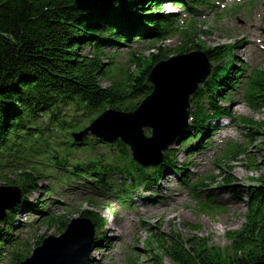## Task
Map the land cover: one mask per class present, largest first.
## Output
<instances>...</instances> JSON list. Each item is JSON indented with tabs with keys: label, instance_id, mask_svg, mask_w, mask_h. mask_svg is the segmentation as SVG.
<instances>
[{
	"label": "trees",
	"instance_id": "16d2710c",
	"mask_svg": "<svg viewBox=\"0 0 264 264\" xmlns=\"http://www.w3.org/2000/svg\"><path fill=\"white\" fill-rule=\"evenodd\" d=\"M173 1L186 7L193 5L194 0ZM159 2L120 0L107 8L84 13L75 8L74 0H0V159L29 139H34V143H44L46 130L42 119L48 117L50 124L65 126L66 120L58 119L65 117L61 111L68 105H74L77 111L84 110L87 117L106 108L133 110L138 104L133 105V100L144 98L152 90L146 83L148 71L165 59L166 54L159 48L157 54L151 53L149 57L137 56L133 62L136 67L134 75L129 74L125 83L116 82L103 88L101 80L108 77L109 72L102 61L101 47L113 39L112 34L117 37L115 41L141 37L154 42L164 37L170 32L174 20L165 15L152 16L153 8L159 9ZM180 40L176 55L204 51L209 62L214 64L210 79L193 97L194 122L187 133L197 132L203 129L205 111L213 108L204 98L213 99L228 86L232 64L221 63L219 67L215 64L218 60L232 59L233 46L205 51L195 30L183 33ZM85 47L90 48L91 55L81 54L80 50ZM248 100L253 106L264 107V70L257 73L252 81ZM243 126L251 143L259 138L262 140L260 145L264 147V131L260 132L264 124L247 119ZM116 147L118 157L128 159L127 149L120 142ZM240 150L248 161L245 167L258 170L248 150L244 147ZM35 152L38 154L40 150ZM262 161V173L251 178L253 186L248 187L244 194L247 197L245 221L239 230L225 233L229 243L226 249L209 248L207 239L187 238L180 231L169 234L151 232L152 238L145 242V254L153 253L149 262L162 264L164 258L173 264L264 262V154ZM52 166L62 167L54 161ZM89 168L76 167L75 170L87 173ZM15 176V180H7L6 184L17 186L23 195H27L35 189L42 173L32 168ZM224 182L230 184V178L225 177ZM25 205L19 202L10 210L3 225H8L13 215L25 209ZM79 215L97 223L94 213L82 211ZM50 221L60 226L59 231L66 227V222L60 219ZM0 237L6 238L7 233L0 231ZM13 256L14 264L25 258L22 253Z\"/></svg>",
	"mask_w": 264,
	"mask_h": 264
},
{
	"label": "rangeland",
	"instance_id": "374dc122",
	"mask_svg": "<svg viewBox=\"0 0 264 264\" xmlns=\"http://www.w3.org/2000/svg\"><path fill=\"white\" fill-rule=\"evenodd\" d=\"M163 14L170 12L168 5H163ZM219 11V10H217ZM183 14V13H181ZM215 11L204 10L199 20L201 21L198 31L205 32L202 41L205 47L213 48L220 45H235L239 39H243L244 45L239 46L234 51V55L238 61L248 65V72L252 68H258L259 70L264 69V53L258 51V45L253 42L251 36L246 35L247 29L245 26H239L237 17L235 16H223L221 18H214ZM201 23L204 25L201 27ZM253 35V33H251ZM254 39H258L257 36H253ZM132 45V48L136 50L137 55L144 57L149 56L150 53H157V50H151V46L147 41H139ZM179 44V40L176 37H167L155 44L156 47L162 48L167 51L166 55L174 54V51H169V48H175ZM155 47V48H156ZM83 55H90V49L85 47L80 50ZM106 52V50H105ZM111 56L113 51H108ZM119 52V51H118ZM124 50L120 53L117 58L118 61L126 60ZM107 61L106 58H104ZM135 66H132L129 71L131 75L135 74ZM247 72V73H248ZM111 76L112 80H116L114 77H120L115 73ZM112 81L104 79L101 82L102 87H108ZM135 104L138 100H133ZM234 103L230 105L239 104L236 106L235 111L241 116L253 118L254 121L260 124H264V108L260 107L254 111L250 109L245 103L242 102V96L240 93H236ZM226 105L225 103H223ZM233 110V108L230 107ZM62 113H65L67 120L77 121L78 128L84 127L87 123L95 116L91 114L88 117L80 118L85 115L86 112L77 111L72 105L63 108ZM45 124H47L45 122ZM50 125V124H49ZM212 127H215L212 124ZM264 131L261 129L260 132ZM48 139L50 148L54 147L56 143L62 140L67 131H60L57 126L54 127V131ZM144 135H149L148 129H143ZM217 134V135H216ZM214 140L216 141L223 132L216 133ZM232 139L230 142L244 144L248 143V140L244 137L245 129L243 127H232L231 128ZM54 136V137H53ZM251 143V141H250ZM215 142H213V145ZM227 144V142H226ZM262 140L256 138L253 144L248 145V151L254 164L259 168L258 170H249L245 166L248 164L246 158L240 156L237 159H233L231 153L226 152L224 155L211 156L213 149H206L202 153H193L192 158L187 156L185 151L181 149V143L174 144L170 153L175 154V159L179 164L189 162L188 171L192 174L191 179L201 180L204 182L205 192L200 191V199L202 203L208 201V197L213 200L214 210L210 212H203L198 204V200L194 199L190 192L184 189L178 183L177 176L171 175L165 178L160 183L159 187H154L153 192L155 197L152 201L138 199V196H143L144 191L142 188L137 189L133 192L137 200L133 205L143 206L142 210H137L135 213L131 211V207L122 206V204L114 197L104 198L102 202L97 199V196H91L87 193H75L69 194L62 192L58 197H49L50 189H55L57 181L54 180V175H50L45 179L41 180L40 186L36 192L29 195L28 200L34 204H40V201L46 202V206L50 213L54 214L56 218H60L69 221L73 218H78L79 211L89 210L92 212H99L106 218V226L114 230L115 224L121 222L123 219H127L124 222L125 230L118 232L119 238L114 240L113 235H101V231L98 235L102 240L108 243L104 250H94L93 264H151L149 262L150 256L145 254L146 246L145 242L151 236L152 233L169 234L180 231L184 237H200L205 238L208 241L209 248H219L224 250L229 245L225 238V233L228 231L239 230L245 221L246 214V200L247 197L244 195L247 192V186L252 181L251 178H257L262 173L261 164L263 163L264 147L261 146ZM110 147L103 145L93 146L94 150L99 153L100 156L111 154L113 152L112 144H108ZM225 145L221 147V152ZM38 147V146H37ZM32 147V140L27 144V148L22 152L21 158L15 160L17 163L28 164V166H37L39 169L44 168L45 161H48L46 157L38 156L33 157L29 163L25 162V155H27ZM34 152V151H33ZM81 155V154H79ZM225 155L227 158L224 160ZM35 156V153H33ZM83 158L84 156L81 155ZM32 158V157H30ZM42 161L44 165L37 164ZM8 159L0 161V185L4 184L3 174H8L3 169L10 166ZM18 165V164H17ZM186 166V167H187ZM169 173V172H168ZM52 174V173H51ZM172 174V173H171ZM225 177L230 178V185L227 189H216L217 186L223 185V179ZM13 178V177H12ZM11 178V179H12ZM57 192V189H55ZM245 192V193H244ZM47 193V195H46ZM242 193L243 196L237 195ZM49 197V198H48ZM48 198V199H47ZM54 198L60 200L58 203H52L51 200ZM85 198H90L91 202L85 203ZM52 203V204H51ZM108 207V208H107ZM165 208V209H164ZM121 217V220H120ZM15 229L13 234L18 236H26L28 243L31 245L36 242L40 237H46L49 235H59L58 224L52 222H45L40 215L36 213H25L18 217L14 222ZM207 225V226H205ZM19 231V232H17ZM115 232V230L113 231ZM114 240V241H113ZM106 243L104 245H106ZM111 246V247H110ZM155 246V245H154ZM153 246V247H154ZM4 251V249H3ZM162 264H173L169 259L164 258ZM0 264H6L5 261H0Z\"/></svg>",
	"mask_w": 264,
	"mask_h": 264
},
{
	"label": "water",
	"instance_id": "95a60500",
	"mask_svg": "<svg viewBox=\"0 0 264 264\" xmlns=\"http://www.w3.org/2000/svg\"><path fill=\"white\" fill-rule=\"evenodd\" d=\"M114 1L118 0H74V6L77 10L87 12ZM209 72L210 67L201 53L161 61L147 76L153 92L135 111H105L88 129L73 137L81 141L91 132L103 138H120L130 146L135 162L143 167L157 165L161 152L184 130L189 98ZM143 127L152 129L150 138L143 136ZM19 198L17 189L0 187V221L5 217V211L13 207ZM92 242L93 232L89 221L72 220L60 237L44 239L32 257L21 264H85L92 251Z\"/></svg>",
	"mask_w": 264,
	"mask_h": 264
},
{
	"label": "bare ground",
	"instance_id": "6f19581e",
	"mask_svg": "<svg viewBox=\"0 0 264 264\" xmlns=\"http://www.w3.org/2000/svg\"><path fill=\"white\" fill-rule=\"evenodd\" d=\"M242 66L245 67V65H242ZM231 110H232V109H231ZM233 110H234V109H233ZM231 112H232V111H231ZM180 169H184V170H186L185 167H183L182 165H181ZM182 178H183V177H181V176L177 177V179H178L179 181H181ZM184 178L186 179V178H188V176H185ZM205 226H207V225H205ZM123 229H125V226H124L123 223H120V225H117V228L114 229L115 232H113L114 230H112V229L108 226V228L105 229V230L102 232V235L106 238L105 235L112 234V235H113V239L116 240V239H118L119 236H120V234H118V232L121 231V230H123ZM114 240H113V241H114ZM102 248H104V246H102ZM6 252H7L6 250L1 251V257H2V258L5 257Z\"/></svg>",
	"mask_w": 264,
	"mask_h": 264
}]
</instances>
